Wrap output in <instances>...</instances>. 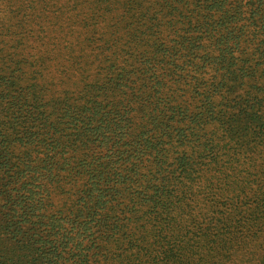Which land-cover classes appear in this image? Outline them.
I'll return each instance as SVG.
<instances>
[{
	"label": "trees",
	"instance_id": "1",
	"mask_svg": "<svg viewBox=\"0 0 264 264\" xmlns=\"http://www.w3.org/2000/svg\"><path fill=\"white\" fill-rule=\"evenodd\" d=\"M0 264H264V0H0Z\"/></svg>",
	"mask_w": 264,
	"mask_h": 264
}]
</instances>
